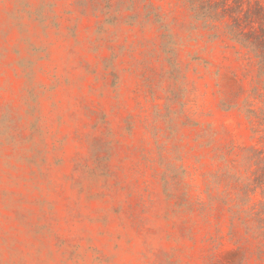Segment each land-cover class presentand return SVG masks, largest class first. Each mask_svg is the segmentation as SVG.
Here are the masks:
<instances>
[{
    "label": "rangeland",
    "instance_id": "obj_1",
    "mask_svg": "<svg viewBox=\"0 0 264 264\" xmlns=\"http://www.w3.org/2000/svg\"><path fill=\"white\" fill-rule=\"evenodd\" d=\"M195 1L0 0V264H264V0Z\"/></svg>",
    "mask_w": 264,
    "mask_h": 264
},
{
    "label": "trees",
    "instance_id": "obj_2",
    "mask_svg": "<svg viewBox=\"0 0 264 264\" xmlns=\"http://www.w3.org/2000/svg\"><path fill=\"white\" fill-rule=\"evenodd\" d=\"M192 1L194 2V4L196 3L195 0H192ZM227 28L229 29V32L233 33L235 36H240L237 29H236L235 24H230L229 26H227ZM261 30H262V32H264L263 28ZM240 41L245 43V41L247 42V39L245 38V41H243L242 37H240ZM248 46L249 47L252 46L251 48L258 54L260 59L264 62V45L250 44Z\"/></svg>",
    "mask_w": 264,
    "mask_h": 264
}]
</instances>
